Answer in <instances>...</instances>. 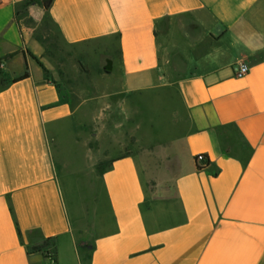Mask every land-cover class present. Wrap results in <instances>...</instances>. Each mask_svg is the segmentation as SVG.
<instances>
[{
    "label": "crops",
    "instance_id": "crops-1",
    "mask_svg": "<svg viewBox=\"0 0 264 264\" xmlns=\"http://www.w3.org/2000/svg\"><path fill=\"white\" fill-rule=\"evenodd\" d=\"M29 1L0 0V264H264V0ZM41 18L67 45L115 42L131 91L176 86L177 174L92 145L28 54Z\"/></svg>",
    "mask_w": 264,
    "mask_h": 264
},
{
    "label": "rangeland",
    "instance_id": "rangeland-1",
    "mask_svg": "<svg viewBox=\"0 0 264 264\" xmlns=\"http://www.w3.org/2000/svg\"><path fill=\"white\" fill-rule=\"evenodd\" d=\"M27 26L33 37L26 46L29 56L57 85L62 99L82 110L92 145L99 141L108 148L121 146L122 152H133L142 170L162 181L178 173L185 150L180 136L186 111L173 83L161 75L151 88L131 91L120 74L115 42L71 46L46 19Z\"/></svg>",
    "mask_w": 264,
    "mask_h": 264
},
{
    "label": "built area",
    "instance_id": "built-area-1",
    "mask_svg": "<svg viewBox=\"0 0 264 264\" xmlns=\"http://www.w3.org/2000/svg\"><path fill=\"white\" fill-rule=\"evenodd\" d=\"M250 65L246 63H241L235 68V75L237 78H244L250 73ZM197 165L203 168L208 166V156L205 154H200L196 157Z\"/></svg>",
    "mask_w": 264,
    "mask_h": 264
},
{
    "label": "trees",
    "instance_id": "trees-1",
    "mask_svg": "<svg viewBox=\"0 0 264 264\" xmlns=\"http://www.w3.org/2000/svg\"><path fill=\"white\" fill-rule=\"evenodd\" d=\"M53 2H54V0H43V5H44L45 9H49ZM28 77H29V74L26 73L25 76H23V77H21L19 79H16L15 82L22 81V80H24V79H26ZM208 165H209V162H208ZM198 170L203 171V170H206V168L198 166ZM99 171L100 172L103 171V166L102 165L99 167ZM45 246L46 245H44V244L40 245V246H34V247H32L30 249V251L31 252H41V251H43L45 249Z\"/></svg>",
    "mask_w": 264,
    "mask_h": 264
}]
</instances>
